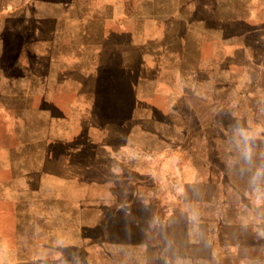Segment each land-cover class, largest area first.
<instances>
[{"label":"rangeland","instance_id":"1","mask_svg":"<svg viewBox=\"0 0 264 264\" xmlns=\"http://www.w3.org/2000/svg\"><path fill=\"white\" fill-rule=\"evenodd\" d=\"M0 264H264V0H0Z\"/></svg>","mask_w":264,"mask_h":264},{"label":"clouds","instance_id":"2","mask_svg":"<svg viewBox=\"0 0 264 264\" xmlns=\"http://www.w3.org/2000/svg\"><path fill=\"white\" fill-rule=\"evenodd\" d=\"M237 135L242 137L245 141L249 140V134L247 132V130L240 128L237 129ZM245 155L250 159L251 158V149L250 148H246L245 150Z\"/></svg>","mask_w":264,"mask_h":264}]
</instances>
